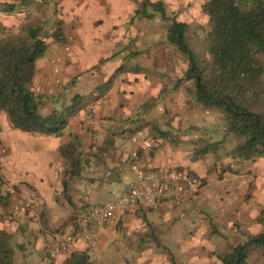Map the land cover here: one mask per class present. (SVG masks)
Wrapping results in <instances>:
<instances>
[{
  "label": "crops",
  "instance_id": "1",
  "mask_svg": "<svg viewBox=\"0 0 264 264\" xmlns=\"http://www.w3.org/2000/svg\"><path fill=\"white\" fill-rule=\"evenodd\" d=\"M141 1L0 0V34L39 22L48 31L58 25L64 37L63 43L47 39L45 53L34 64L30 90L39 99L38 112L48 115L76 108L58 138L13 129L0 113V193H8V209L26 201L37 208L36 217L18 210L4 218L0 206V231L11 235L19 264H61L72 250L85 251L96 264H218L211 244L215 223L203 216L223 215L227 227L222 233H231L228 247L264 231V221L258 222L264 209V158L260 163L231 164L230 170H215L213 176L212 157L190 161L192 142L200 133L192 121L184 123L182 115L198 118V112H190L192 106L183 103L191 100L187 84L175 86L174 72L180 78L187 63L168 43L167 30L173 20L186 24L189 36L197 21L191 10L200 13L206 0H145L150 4L148 17L135 15ZM157 3L163 16L152 7ZM5 5L13 6L12 14L1 11ZM176 50L181 58H176ZM88 110L93 125L86 122ZM143 120L148 128L128 133L134 121ZM138 134L152 142L146 154L143 142L135 139ZM108 135L113 148L98 153ZM72 138L79 142L85 165L69 203L61 195L63 161L57 149ZM182 145L191 151L181 150ZM135 157L141 161L134 162ZM188 173L200 181L191 197L137 204L104 224L72 225L81 207L100 208L132 186L171 184L168 176L182 178ZM190 210L199 220L187 229L183 222ZM56 235L61 240L73 236V241L59 245Z\"/></svg>",
  "mask_w": 264,
  "mask_h": 264
},
{
  "label": "trees",
  "instance_id": "2",
  "mask_svg": "<svg viewBox=\"0 0 264 264\" xmlns=\"http://www.w3.org/2000/svg\"><path fill=\"white\" fill-rule=\"evenodd\" d=\"M149 5L142 0L135 15L148 17ZM152 7L163 16L160 3ZM1 11L12 14L13 6H2ZM200 14L206 23L195 26L200 32L197 38L190 41L186 35L188 26L172 20L167 41L175 45L187 63L183 77L176 78L175 86L186 83L195 106L202 111H213L219 118L213 127L196 129L200 136L192 142L190 161L210 156L214 170L223 173L230 170L231 164L264 158V0H206L200 6ZM47 39L64 42L58 25L48 31L41 23L30 22L13 34H0V113L6 115L13 129L58 138L76 108L41 115L39 99L30 90L34 64L45 53ZM134 123L130 134L148 128L144 120ZM112 148V135H108L97 152L106 153ZM57 152L63 161L61 195L71 203L72 186L81 178L85 156L74 138L61 144ZM7 198L8 193H0V206L5 211L9 207ZM259 215L260 223L264 221V209ZM251 248L258 250L264 261V231L247 236L244 243L229 246L216 259L219 264H247ZM13 253L11 235L0 231V264H12ZM61 264L96 263L85 251L72 250Z\"/></svg>",
  "mask_w": 264,
  "mask_h": 264
},
{
  "label": "built area",
  "instance_id": "3",
  "mask_svg": "<svg viewBox=\"0 0 264 264\" xmlns=\"http://www.w3.org/2000/svg\"><path fill=\"white\" fill-rule=\"evenodd\" d=\"M86 122L88 125H93V117L89 110L86 112ZM90 137L92 140L96 139L94 135H90ZM135 139L143 142V154L151 150L152 142L148 138L142 134H138ZM141 158L142 157H135L133 161L140 162ZM167 179L172 183L146 188H136L132 186L124 196L100 208L88 209L81 207L72 221V225L73 227H79L86 224H104L109 222L116 214L137 204L179 202L194 195L200 187L199 179L193 176H184L180 178L178 175H171L168 176ZM18 210L25 211L33 217H36L37 214L35 204L26 201L20 205L9 208L5 211L3 217L10 218ZM54 239L57 244L63 245L64 241L67 244L73 241V236H70L67 240H61V237L56 235Z\"/></svg>",
  "mask_w": 264,
  "mask_h": 264
},
{
  "label": "rangeland",
  "instance_id": "4",
  "mask_svg": "<svg viewBox=\"0 0 264 264\" xmlns=\"http://www.w3.org/2000/svg\"><path fill=\"white\" fill-rule=\"evenodd\" d=\"M191 12H193V14H192L193 20L194 19H197V21L194 23L196 25H191L192 27H191V30L189 32L190 35L188 36V38L190 39V41L193 38H197L198 33H200V32L197 31V28L195 26H197L198 24H200V25L203 26L206 23V18L202 14L197 13L196 10H194V8L191 10ZM203 20H205V21H203ZM203 22H205V23H203ZM175 54H176V58L177 59H178V57L181 56L179 53H177V50L175 51ZM184 62H186V61H184ZM183 75H184V72L181 71V78L183 77ZM177 77H178V74H175V72H174V78L176 79ZM185 89H187V88H185ZM160 100H161V97H160ZM183 103L186 104V105H191L192 106V107H189L188 106V109H189L190 112L191 111L192 112H196V113L198 112V114H197L198 118H193L192 115H182L183 116L182 118H184V123L187 124L190 121H192V123H191L192 125L191 126L192 127H195L196 129L198 128L200 130L201 128L213 127L217 122H219V118H217V114L215 112H213V111H206V110L205 111H202L200 109H197V108L193 107L194 104L191 102V100H189V101L186 100ZM155 110L157 112V110H159V109H156L155 108ZM195 133L196 132L194 131L191 134L193 136V138H196ZM180 149L181 150H184V151H187V152L188 151L189 152L191 151V147H188L187 145H182V147H180ZM259 160L260 159H257L255 161L247 162V163H249V164H251L253 162H259L260 163ZM224 162H227V160H225ZM210 167H209V173H210L211 176H213L215 174L214 173L215 170L213 168V169H211V172H210ZM208 181H210V178L208 179ZM207 189H209L210 192H213L214 193V190H213V186L212 185H210V186L208 185L207 186ZM205 205H207V203ZM248 206H250V205L248 204ZM206 213H208V212L206 211ZM208 216L210 217V220H211L209 222L215 223L212 228H214V230L216 232H215V234H212V236H211V239H212L211 244H212V247H214L213 248L214 249L213 251H215V253L217 254V256H222L223 253H226V251L229 250V247H228V244L227 243L228 242H232V240H231V233L229 231L222 233L223 229L227 227V222H226L225 218L224 217L223 218L221 217L223 215H219L217 217H213L212 218V214H211V215L203 216L202 218L207 219ZM198 220H199V218L196 217L195 210H190V212L187 213V215L185 216V221L183 223H184V225L186 226L187 229H191L192 228V225L195 222H198ZM207 248L208 247H206L204 249L205 252H203V253H206L207 252L206 251ZM254 250L255 249H253V248L250 249L249 256H248V258L246 260V263L247 264H264L263 259L261 258V256H259L260 255L259 251L258 250H255L254 251ZM200 253L202 254V256H204L205 258H207V256L204 255L201 251H200ZM17 255H18L17 251L14 250V256H13V263L12 264H19L17 262V259H15ZM166 258L168 260L170 259L168 257H166Z\"/></svg>",
  "mask_w": 264,
  "mask_h": 264
}]
</instances>
